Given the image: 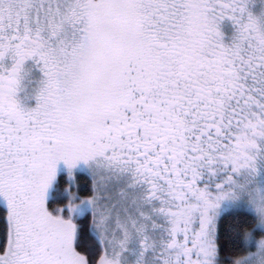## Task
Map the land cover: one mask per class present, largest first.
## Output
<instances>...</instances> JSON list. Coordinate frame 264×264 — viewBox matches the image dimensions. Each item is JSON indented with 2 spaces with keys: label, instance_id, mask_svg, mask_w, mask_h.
Segmentation results:
<instances>
[{
  "label": "snow or ice",
  "instance_id": "1",
  "mask_svg": "<svg viewBox=\"0 0 264 264\" xmlns=\"http://www.w3.org/2000/svg\"><path fill=\"white\" fill-rule=\"evenodd\" d=\"M256 2L0 0V264H264Z\"/></svg>",
  "mask_w": 264,
  "mask_h": 264
},
{
  "label": "rangeland",
  "instance_id": "2",
  "mask_svg": "<svg viewBox=\"0 0 264 264\" xmlns=\"http://www.w3.org/2000/svg\"><path fill=\"white\" fill-rule=\"evenodd\" d=\"M259 2H260V3H259ZM259 2L257 1L256 4H255V6L257 7V8H256L257 11H259L260 8H261L262 6H264V0H259ZM225 30L230 32V31H231V27H230V25H226V26H225Z\"/></svg>",
  "mask_w": 264,
  "mask_h": 264
},
{
  "label": "flooded vegetation",
  "instance_id": "3",
  "mask_svg": "<svg viewBox=\"0 0 264 264\" xmlns=\"http://www.w3.org/2000/svg\"><path fill=\"white\" fill-rule=\"evenodd\" d=\"M258 1V0H257ZM259 2V1H258ZM260 3V2H259ZM257 7L255 6V9H256ZM229 32V31H228Z\"/></svg>",
  "mask_w": 264,
  "mask_h": 264
},
{
  "label": "trees",
  "instance_id": "4",
  "mask_svg": "<svg viewBox=\"0 0 264 264\" xmlns=\"http://www.w3.org/2000/svg\"><path fill=\"white\" fill-rule=\"evenodd\" d=\"M259 1V0H258Z\"/></svg>",
  "mask_w": 264,
  "mask_h": 264
}]
</instances>
